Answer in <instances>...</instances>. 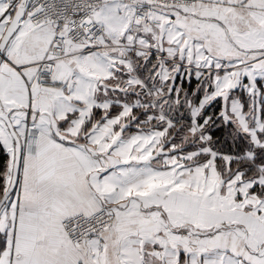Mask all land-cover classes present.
I'll use <instances>...</instances> for the list:
<instances>
[{"label":"snow or ice","instance_id":"1","mask_svg":"<svg viewBox=\"0 0 264 264\" xmlns=\"http://www.w3.org/2000/svg\"><path fill=\"white\" fill-rule=\"evenodd\" d=\"M0 264H264V0H0Z\"/></svg>","mask_w":264,"mask_h":264}]
</instances>
